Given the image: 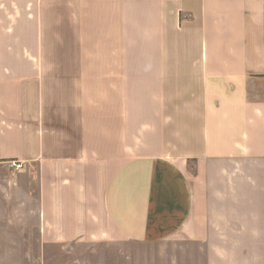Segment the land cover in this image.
<instances>
[{
	"label": "crops",
	"instance_id": "1",
	"mask_svg": "<svg viewBox=\"0 0 264 264\" xmlns=\"http://www.w3.org/2000/svg\"><path fill=\"white\" fill-rule=\"evenodd\" d=\"M0 170L2 245L264 264V0H0Z\"/></svg>",
	"mask_w": 264,
	"mask_h": 264
},
{
	"label": "rangeland",
	"instance_id": "2",
	"mask_svg": "<svg viewBox=\"0 0 264 264\" xmlns=\"http://www.w3.org/2000/svg\"><path fill=\"white\" fill-rule=\"evenodd\" d=\"M5 171L8 172V170ZM5 177L4 170H0V223L9 227L8 223L14 220V207L12 203H9L11 199L4 198L2 185L7 182ZM0 231L7 237L19 235L13 228L0 229ZM24 240L26 244L23 245L0 244V264H174L171 260L160 258L159 252L163 251L160 246L137 243L122 245L73 243L42 247L38 243V236L34 230H26ZM169 248L167 251L173 254L189 252L188 247L170 246ZM181 264H188V262L183 261Z\"/></svg>",
	"mask_w": 264,
	"mask_h": 264
},
{
	"label": "built area",
	"instance_id": "3",
	"mask_svg": "<svg viewBox=\"0 0 264 264\" xmlns=\"http://www.w3.org/2000/svg\"><path fill=\"white\" fill-rule=\"evenodd\" d=\"M16 168H17V169H21V168H22V165H21V164H17V165H16Z\"/></svg>",
	"mask_w": 264,
	"mask_h": 264
}]
</instances>
